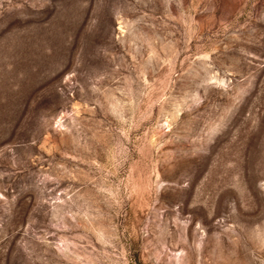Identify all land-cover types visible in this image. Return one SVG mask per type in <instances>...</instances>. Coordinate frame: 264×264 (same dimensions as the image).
<instances>
[{
	"label": "rangeland",
	"instance_id": "rangeland-1",
	"mask_svg": "<svg viewBox=\"0 0 264 264\" xmlns=\"http://www.w3.org/2000/svg\"><path fill=\"white\" fill-rule=\"evenodd\" d=\"M0 264H264V0H0Z\"/></svg>",
	"mask_w": 264,
	"mask_h": 264
}]
</instances>
